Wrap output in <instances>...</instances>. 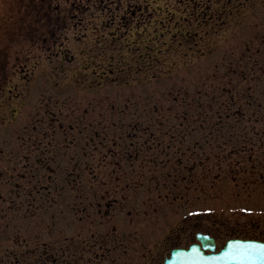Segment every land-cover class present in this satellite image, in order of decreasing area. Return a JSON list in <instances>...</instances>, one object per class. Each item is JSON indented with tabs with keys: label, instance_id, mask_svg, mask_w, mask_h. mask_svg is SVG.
<instances>
[{
	"label": "rangeland",
	"instance_id": "obj_1",
	"mask_svg": "<svg viewBox=\"0 0 264 264\" xmlns=\"http://www.w3.org/2000/svg\"><path fill=\"white\" fill-rule=\"evenodd\" d=\"M26 1L22 0L23 4ZM18 2L0 0L2 61L11 59V32L6 28L11 19L26 16L28 23L39 17L36 12H24ZM72 4L79 9L78 20H71L55 47L41 53L43 59L33 66L31 78L22 80L19 76L11 80L9 76L0 87V171L11 169V160L25 155V140L37 146L47 144L46 153L51 147L62 145L65 133L58 126L78 122L82 129L78 130L80 136L85 139L94 126L98 129L94 133L101 130L105 134L104 127L110 128L112 124L117 135L126 134L129 123L135 130L132 127L136 113L140 114L142 109L144 118L155 119L158 115L164 124L177 125L183 122L181 114L190 102L193 106L187 122L200 123L197 113L201 112L211 125L222 119L219 103L225 97L233 95L237 99L244 95L245 101L255 83L264 84V0H225L223 4L217 0H64L63 7L70 9ZM7 67H11V61ZM117 110L122 114L118 115ZM257 110L263 112L249 107L246 114ZM243 124L247 128L249 123ZM253 127L261 129L262 125ZM92 140L93 144L88 146L93 147V152L87 155L90 162H95L102 156L101 147L94 142L97 139ZM136 140L139 139L133 141ZM84 142L65 145L67 155H75L77 159L83 156ZM26 155L34 156L29 152ZM160 165V175H172L178 168L170 162ZM237 166L240 167L238 163ZM247 168L244 165L238 172L237 182L233 174H221V179L213 181L214 189H200L204 194L171 193L164 198L168 193L151 191V184L149 189L136 193L141 197L138 204L141 202L142 207L136 205L137 212L130 205L126 212L116 211L115 221L106 217L104 208L100 213L94 208L87 220L93 221V225L84 221L80 227L66 232L75 234L80 253L78 264H159L181 236L180 231L194 224L223 231L248 230L251 225L264 229V183L253 179L257 176L252 177L253 172L261 171ZM148 170L152 174L153 170ZM97 177L95 201H101L106 185L101 183L104 177L98 174ZM7 179L11 181L10 176L0 180V264H33L26 257L21 262L24 247H31L28 238L44 239L40 220L49 224L54 221L57 225L62 221L66 230L67 218L73 217L67 204L76 188L64 184L67 190L61 196L47 194L54 205L32 220L24 205L8 200ZM25 199L26 204V196ZM63 203L61 208L59 205ZM48 205L47 202L44 206ZM146 211L138 226L142 229L135 235L132 232L140 214ZM112 227L121 235L131 228L130 240L119 244L108 236L105 242L101 241L104 232ZM12 231L17 235L16 244ZM49 231L50 235H56L55 228ZM93 231L97 242L90 239ZM79 232L81 238L76 235Z\"/></svg>",
	"mask_w": 264,
	"mask_h": 264
},
{
	"label": "trees",
	"instance_id": "obj_2",
	"mask_svg": "<svg viewBox=\"0 0 264 264\" xmlns=\"http://www.w3.org/2000/svg\"><path fill=\"white\" fill-rule=\"evenodd\" d=\"M253 88L254 90L247 95L243 92L246 95L245 101H243L244 95H241V98L237 99L233 95L227 98L225 97L226 102L223 101L224 103H219V109L221 108L223 111L222 119H218L215 124L209 125V119L205 121L204 115H202L201 112L197 113L198 118L201 119L200 123H188L187 121L191 119L190 110L192 109L193 103L186 105V108L183 109V113L181 114L184 120L179 125L206 127L203 129L191 128L186 130L185 135H183L181 131L177 132V136L180 139H184L187 144H185L183 148H177L183 150V153L176 154L183 156L186 154L184 153L186 150L199 149L201 155L208 154L210 157L212 155L213 160L216 161L215 167L217 172L214 177L215 179L218 175H226L233 172L237 163L239 164L244 161L250 162L254 158L259 159L264 157V84L255 83ZM248 90L249 89H246V91ZM245 107L247 108L246 110ZM249 107H256V109H261L263 112L257 110L256 112L246 114ZM245 114L247 120L246 117L244 118ZM191 116L197 118L193 114H191ZM244 122L249 123L247 124V128L244 127ZM258 123L262 125L261 129L253 127ZM158 124L162 125L163 122L159 121ZM250 125L252 126L249 127ZM170 137L174 138V136ZM195 140H197V142L202 141V143H196L195 147H191ZM218 140L219 143H217ZM160 146L161 144H159V147ZM197 163L202 170L208 167L204 160H199ZM224 163L226 165L225 168L222 167ZM195 169L196 167L194 166L193 170L186 176L188 184L192 185L193 183L192 177L194 173H196L194 172ZM206 172V181H211L213 179L211 178V174L214 172V169L208 168ZM182 177L183 175L180 179H182ZM176 188H178L177 185H175V189Z\"/></svg>",
	"mask_w": 264,
	"mask_h": 264
},
{
	"label": "snow or ice",
	"instance_id": "obj_3",
	"mask_svg": "<svg viewBox=\"0 0 264 264\" xmlns=\"http://www.w3.org/2000/svg\"><path fill=\"white\" fill-rule=\"evenodd\" d=\"M217 2L223 4L225 0H217ZM228 249L223 258L232 261L233 264H264V245L262 244L234 241L229 243ZM192 251L197 250L193 247Z\"/></svg>",
	"mask_w": 264,
	"mask_h": 264
},
{
	"label": "water",
	"instance_id": "obj_4",
	"mask_svg": "<svg viewBox=\"0 0 264 264\" xmlns=\"http://www.w3.org/2000/svg\"><path fill=\"white\" fill-rule=\"evenodd\" d=\"M231 242H234V241L228 242L223 247L222 252L220 254L209 255V256H206L203 253H200L199 248L196 249L197 250L196 252H193L192 250L173 251L170 258L166 260L165 264H233L232 261L223 258L224 254L229 250L228 245ZM247 242H250V241H247ZM253 243L264 245L263 243H259V242H253Z\"/></svg>",
	"mask_w": 264,
	"mask_h": 264
},
{
	"label": "flooded vegetation",
	"instance_id": "obj_5",
	"mask_svg": "<svg viewBox=\"0 0 264 264\" xmlns=\"http://www.w3.org/2000/svg\"><path fill=\"white\" fill-rule=\"evenodd\" d=\"M188 228H185L184 230H183V232L185 233V232H187L188 230H187ZM200 231L201 230H197V229H195V230H192V231H189L188 232V237L185 239V243L183 244V245H190V244H193V243H198V241H197V239H196V235L198 234V233H200ZM205 233H208L209 235H211L212 237H214L215 239H217V240H220V237H219V232H217V231H213V232H211V231H204ZM204 232H201V233H204Z\"/></svg>",
	"mask_w": 264,
	"mask_h": 264
}]
</instances>
